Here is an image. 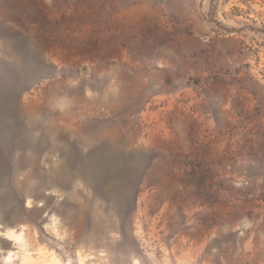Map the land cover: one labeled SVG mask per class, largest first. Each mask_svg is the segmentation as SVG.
<instances>
[{
    "label": "rangeland",
    "instance_id": "374dc122",
    "mask_svg": "<svg viewBox=\"0 0 264 264\" xmlns=\"http://www.w3.org/2000/svg\"><path fill=\"white\" fill-rule=\"evenodd\" d=\"M0 264H264V0H0Z\"/></svg>",
    "mask_w": 264,
    "mask_h": 264
}]
</instances>
